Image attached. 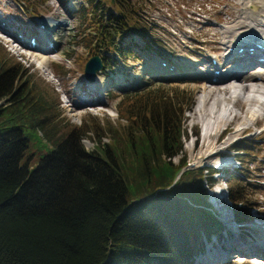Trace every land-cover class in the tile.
I'll list each match as a JSON object with an SVG mask.
<instances>
[{
  "label": "trees",
  "instance_id": "16d2710c",
  "mask_svg": "<svg viewBox=\"0 0 264 264\" xmlns=\"http://www.w3.org/2000/svg\"><path fill=\"white\" fill-rule=\"evenodd\" d=\"M136 3L89 0L81 13L103 68L115 65L109 51L132 60L141 46L134 32L148 46ZM20 70L0 47V264H246L217 257L227 251L221 241L228 230L201 185L202 169L176 178L185 162L170 158L182 150L188 100L161 88L126 91L117 124L97 120L92 129L77 124L60 133L45 114L50 102L38 86L25 87ZM98 129L97 142L86 147L83 138ZM232 143L241 164L258 157L253 143ZM247 169L229 178L239 223L256 203L245 198L248 186L260 187L242 180Z\"/></svg>",
  "mask_w": 264,
  "mask_h": 264
},
{
  "label": "rangeland",
  "instance_id": "374dc122",
  "mask_svg": "<svg viewBox=\"0 0 264 264\" xmlns=\"http://www.w3.org/2000/svg\"><path fill=\"white\" fill-rule=\"evenodd\" d=\"M132 1L137 2L135 10L138 13L139 23L136 26L148 31L150 34L149 44L148 46L144 44L137 32L132 33L131 35L141 45L134 49L132 60L120 59L115 52L109 51L108 57L113 60L115 65L112 68L102 67L93 81L85 80L83 67L92 55H101V53L94 48V38L91 34L93 29L87 27L86 18L83 21L80 17L84 8L88 7L89 0H0L1 24L7 25L5 27L11 28L13 33L25 39L26 42L35 38L42 48L51 42L52 44L56 43L53 50H50L53 52L51 53L53 58L48 57L43 61L42 55H34L40 52L28 49L25 44L16 42L13 35L4 34L0 28V47L9 61L19 63V67H21L20 81L25 82V87L27 88L31 84L35 87L38 86L39 93L50 102L51 108L45 114L48 120L58 122L60 133H65L70 127L77 124L82 125L85 129H92L93 123L97 120L101 124H107L110 120L113 124H117L116 107L121 94L126 91L146 92L161 88L171 92L170 94H173L175 100H188L190 102L189 109L186 110L183 121L187 132L182 139V150L170 160L177 163L179 159L184 162L198 159L207 166L211 160L212 163L221 160L223 166L230 162L229 165L221 168L224 173L220 172V169L213 175L216 179L219 177L222 179L220 183L221 195H226L230 188V174L237 171V167L241 168V165L248 167L247 175L242 177V180L248 182L249 185L258 183L260 187L248 186L245 198L256 203L248 206L249 219L242 220L240 223L233 220L232 217L231 207L234 202L227 197L220 198L213 189H209L207 175L210 176V173L207 166L198 168L185 167L184 165L181 171L202 169V173L200 170L201 185L204 189L208 187V200L213 201L215 210L220 213V220L228 230V233L223 232L228 238H225L222 244L229 240L230 246L233 247L228 253L221 252L220 256L228 257L236 263L264 264V247L256 240L261 236L264 227V114H258L259 109L264 105L259 107L256 105V101H251L249 109L255 110V114L252 115V111L244 114V108L246 109L248 104L242 103L239 99L230 100L233 109L242 116L227 117L226 124L219 129L216 127V134H213V137H208L209 144L200 149L203 139L202 132L205 130L203 129L204 123L198 117L191 119L190 114L196 106L198 98L203 94L202 83L195 80L193 76H185L186 67L178 64L185 59H191L189 63L186 62V65L193 72L202 70L205 65L203 59H206L207 63L213 62L212 58L215 55H220L221 61L224 62L226 57H222V55L231 51V48L226 50L228 43L225 41L234 31L233 23L238 21L240 24L242 22V19H239L240 9L246 3L248 6L251 1ZM111 4L114 6L115 0L111 1ZM44 21L60 23V26L56 28L58 43L49 39L53 37V31L46 32L44 36L38 34V27L39 25L43 26ZM244 21H247V18H244ZM48 36V40L45 41ZM125 38L129 40L128 37ZM190 51L196 52L193 55L198 57H194ZM40 59L43 62H40ZM165 62H167L166 66H164ZM169 62L180 67L178 71H174L177 73L165 74L166 71L163 68L169 66ZM154 65H158V70L154 68ZM235 66L236 64L232 63L224 68ZM262 70L264 69L262 68ZM249 78L247 77L243 81L250 84ZM229 83L227 82V84ZM258 83L264 88V81L259 80ZM219 89L222 91V88ZM235 97L233 96V98ZM262 99L264 100V97ZM260 103L264 104V102ZM220 104L223 105L224 101L221 100ZM207 113L209 112L206 111V120L209 117ZM255 118L259 120L250 124ZM100 135L101 131L98 129L92 136H86L83 138L84 145L91 148ZM100 139L106 141L107 137L102 136ZM241 139L256 145L257 154L255 155H258V157L251 156L250 159L243 157L242 164L232 159L231 156L234 152L228 148L232 141ZM211 147L212 152L205 153ZM220 153L228 158L222 157L221 159ZM211 154L217 156L212 157L213 159L207 157ZM234 157L236 158V156ZM209 158L211 160H208ZM253 158L256 159L254 160L257 161L256 164L251 161ZM260 163L262 165L259 167ZM178 174L180 175L181 172ZM188 174L189 172L184 177ZM216 179L214 178L215 181H217ZM238 204L242 206V200ZM229 224H232V227ZM194 242H196L195 239ZM209 247L213 246L209 243ZM213 252L212 255L216 256L217 252Z\"/></svg>",
  "mask_w": 264,
  "mask_h": 264
},
{
  "label": "bare ground",
  "instance_id": "6f19581e",
  "mask_svg": "<svg viewBox=\"0 0 264 264\" xmlns=\"http://www.w3.org/2000/svg\"><path fill=\"white\" fill-rule=\"evenodd\" d=\"M248 1H251L248 3V6L246 3V5L242 7L239 12L240 15L239 19H242L241 20L242 22L240 24L238 23V21L233 23L232 29H234V31L232 32L231 36H228L227 41H225L228 43L226 50L231 48V51L229 52L227 51L222 55V57H226L224 62L221 61L220 55H215L213 57L217 61L216 65H213L212 63L208 64L207 60L203 59L202 61L205 63V70H194L193 72H191L192 71L191 68H187L186 65V62L189 63L191 59H185L181 63H178L180 66L186 67L187 70L184 71L185 76L186 75L191 77L193 76L195 80L200 81L202 83L201 87L203 89L202 90L203 94L198 98L196 106H194L193 111H191L190 114L191 119L198 117L200 121L205 124V128H204L205 130L202 132L203 139L201 141L200 149L203 148L206 144H209L208 137H213L212 135L216 134V127L219 129L224 124H226L225 121L227 117L232 118V117L242 116L240 113H238V111H235L233 109L232 102L230 100L239 99L242 103L248 104L247 108L246 109L244 108L245 110L244 114H247L249 113V111H252V109H249V106L252 104L251 101H256L257 102L256 105L259 107H263L264 105L263 103H260V102H264V100L262 99L264 97V88L261 86L260 83H258L259 80L264 81V70H262L261 68L262 66H264V63L260 61V57L264 56V49L261 50L257 46L258 40H260L259 43L264 44V3H263L264 0L263 1L248 0ZM244 18H247V21H244ZM59 24L60 23L58 24L54 23V21L53 22L44 21L43 27H40V25L38 27V34H42L44 36L46 32L53 31L52 34L53 37L49 38L48 36L46 37L45 41L48 40L49 38L58 43V39H57L58 32L56 28L60 26ZM0 28L4 34L13 35L15 37L16 42L25 44V47H28V49H32L33 51L37 50L38 52H40L39 54L35 53L34 55H42L43 57L41 58L43 59V61L45 59H48V57L53 58L51 56V53L53 52H51L50 50H53V47L56 43L52 44L51 47L47 44L45 47L42 48L39 46V41H38L35 43L34 46H30L25 41V39L13 33V30L11 28L2 26L1 24H0ZM225 40H226V36H225ZM28 52L30 53V51ZM43 53H46L47 55H44ZM190 53L193 55V53L196 52L190 51ZM193 56L198 57L197 55H193ZM39 61L43 62L41 59ZM202 61H196V62H202ZM232 63H235L236 66L224 68L225 66L231 65ZM259 63H261L262 66ZM154 68H157L156 70H158V65H154ZM178 68L180 67L171 64L169 62V66L163 68V70L166 71V73L164 72L165 74H171V73L173 74V73H177L174 71H178ZM216 69L220 70L218 74H214V71ZM205 74L208 75L206 76ZM247 77H250L249 78V80L251 81L250 84H247L246 82L243 81ZM227 82L228 83L233 82V83L227 84ZM224 84L226 85L219 87ZM215 87L217 88L215 89ZM218 87L222 88V91ZM221 96H223L224 98L223 97L221 98ZM233 96L236 97L233 98ZM221 100L224 101L223 105L220 104ZM216 107H219V109H216ZM259 110H260L259 113L257 112L258 114L260 115L264 114V107ZM206 111L209 112L207 113L209 114L207 120L205 116ZM252 112H253L252 115H254L256 111L254 110ZM203 117L204 119H202ZM258 120H259L258 118L257 119L255 118L254 121H251L250 124H253ZM206 140L207 142H205ZM232 144L233 143L228 145V148H230ZM212 147L209 150H207L205 153L211 151ZM229 150L233 151L231 149ZM216 154H214L215 156L211 154L207 157L213 159L218 155ZM210 158L208 160H211ZM223 158H228V156H223ZM201 162L202 161H199L198 159L193 161L194 167L199 168L201 165H207V164H202ZM229 164L230 162L224 164V166H227ZM261 165L262 163H260L259 167ZM212 205L215 206L214 204ZM229 226L232 227V224H229ZM256 240L258 241L259 244H261L264 247V227H263V231L261 232V236L256 238Z\"/></svg>",
  "mask_w": 264,
  "mask_h": 264
},
{
  "label": "water",
  "instance_id": "95a60500",
  "mask_svg": "<svg viewBox=\"0 0 264 264\" xmlns=\"http://www.w3.org/2000/svg\"><path fill=\"white\" fill-rule=\"evenodd\" d=\"M113 1V0H111ZM102 60L101 57L98 54L92 55L84 64L83 67V73H84V78L87 81H93L97 75V72L100 71L102 68ZM222 253H227V251L222 252ZM207 255L205 254L204 257ZM219 257V256H217ZM220 258V257H219Z\"/></svg>",
  "mask_w": 264,
  "mask_h": 264
},
{
  "label": "flooded vegetation",
  "instance_id": "af4514ba",
  "mask_svg": "<svg viewBox=\"0 0 264 264\" xmlns=\"http://www.w3.org/2000/svg\"><path fill=\"white\" fill-rule=\"evenodd\" d=\"M231 235V234H230Z\"/></svg>",
  "mask_w": 264,
  "mask_h": 264
}]
</instances>
